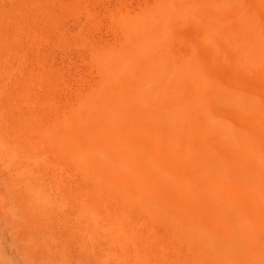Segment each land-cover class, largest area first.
I'll use <instances>...</instances> for the list:
<instances>
[{"label": "bare ground", "instance_id": "obj_1", "mask_svg": "<svg viewBox=\"0 0 264 264\" xmlns=\"http://www.w3.org/2000/svg\"><path fill=\"white\" fill-rule=\"evenodd\" d=\"M52 1L0 0V102L16 116L7 123L20 148L16 155L27 168L53 164V156L47 157L51 148L74 161L88 185L81 188V203L57 206L43 188L32 193L29 206L0 208V264H142L129 253L131 211L165 225L203 260L264 264L263 142L261 130L252 128L260 123L243 121L264 118V96L241 81L220 84L217 75H208L214 69L208 72L202 62L164 61L157 37L186 19L206 22L197 31L201 35L220 34L227 26L243 46L242 57L229 67L264 81V0H254L253 8L246 0H205L204 5L175 0L159 10L146 9L127 21L117 45L93 56L102 74L67 109L69 115L56 116L60 123L41 117L38 87L24 71L25 39L36 34L40 20L56 17ZM218 14L226 16L225 27L218 25ZM38 79L45 80L41 74ZM132 167L135 173L129 172ZM169 178L181 187L168 188ZM229 183L236 190L224 195ZM205 209L214 217L210 229L194 215ZM114 210H121L124 220L116 219ZM7 214L43 218L20 225ZM57 215L72 219L61 227L46 219Z\"/></svg>", "mask_w": 264, "mask_h": 264}, {"label": "rangeland", "instance_id": "obj_2", "mask_svg": "<svg viewBox=\"0 0 264 264\" xmlns=\"http://www.w3.org/2000/svg\"><path fill=\"white\" fill-rule=\"evenodd\" d=\"M246 1L251 8L255 6L254 0ZM189 2V0H182L181 4L187 5ZM198 2L204 5L208 1L199 0ZM167 4L175 5V0H53L51 6L56 17L44 19L42 22L40 20V23L38 22L39 29L36 32L38 35L34 34L33 37L25 39L27 60L24 63L25 67H23L25 73L34 80L32 83L38 87L37 94L36 92L35 94L42 101L43 115L41 117L60 123L59 118L69 115L67 109L71 108L79 95L87 92L91 88L90 86H94L102 74V68L93 56L109 46L117 45L122 40L127 21L139 17L148 8L159 10ZM217 19L219 21L218 25L226 26L227 19L225 15L218 14ZM205 26L206 22L201 19H186L176 24L172 23L169 27V34L161 33L157 35L159 39V57L170 64L189 63L191 61L202 62L201 65L204 64V67L209 68L208 70L205 68L208 72L211 68L212 71L214 69V75L210 72L209 74L206 73L212 78L217 75L215 79L221 81L220 84L228 86L231 81L232 83L241 81L248 88L253 91L256 90L261 96H264V81H261V78L259 80V76L243 69L236 70L231 66L229 67V62L242 57L239 55L243 47L240 44V38L232 36L227 31V26L226 31H221L220 34L201 35L197 33V31L200 32L199 29ZM159 57L150 61L154 62ZM227 65L230 69L226 67ZM216 69L219 72H216ZM233 70H236L237 74H234ZM239 72H241V75ZM40 74L44 77V81L38 79ZM239 75L243 76L240 77ZM223 81H228L229 84L226 85ZM20 85H24V83H20ZM262 101L264 102V98H262ZM1 104L0 102V116H4L0 117V208L11 210L29 206L33 197L32 193L39 192L43 188L47 196H50L51 203L57 206L61 207L65 203H81L82 191L88 183L82 176V171L77 164L71 159L64 158L59 153L56 154L57 152L54 153L53 149L50 148V153L53 152V155L48 153L47 157L50 159L53 156L55 159L51 158V161L54 160L57 167L52 162L54 165L41 164L38 167H33V169L27 168L16 155L20 148H18L15 135L12 133L14 132L13 128L7 123L8 120H13L14 117L16 119V116L14 114L9 115L6 108ZM66 112L67 114H65ZM65 120L62 119L61 122H65ZM240 120V118L234 117L235 123L237 121V124L241 123L242 120L241 122ZM247 120V118L243 119L245 123L251 126L255 122L260 123V125L255 124L252 128L258 130V132L261 130L259 135L261 136L260 140L263 142L264 153V118L260 115L256 117L254 122ZM9 133L13 135H9ZM3 134L7 137H4ZM12 138H14L13 141H11ZM146 139L149 141L148 137ZM150 143L157 147L156 141ZM8 144L12 145L9 146ZM46 146L50 147L48 144ZM56 155H59V157ZM9 165L11 166L9 167ZM262 165L264 166V163ZM135 171L136 168L134 167L129 170L131 173H135ZM177 177L180 180L182 179L181 176ZM168 182L165 181L168 188L172 189V186L175 185L172 190L181 185V182L175 179L171 180V178ZM70 189L72 190L70 191ZM235 190L236 186L232 184L229 188L224 187L221 191L224 195H229L227 192L234 193ZM92 197L94 196L92 195ZM204 212L199 213L200 215L198 213L194 215L205 228L210 229L212 223H214L213 214L208 209H205ZM111 213L116 219L122 217L120 218L122 220L124 217L121 210H114ZM129 214L132 219L130 230L134 231V240L128 246L129 253L132 256H139L142 264H224L211 256L203 260L192 245L173 234L165 225L153 222L147 217L148 215L136 211H131ZM7 217H13L12 220L20 225L24 222L23 220L43 218L39 215L15 217L9 214H7ZM3 219L4 217L0 215V220ZM46 219L57 221V224L59 222L61 227L62 223L72 219V217L57 215L47 216ZM262 234L264 235V231Z\"/></svg>", "mask_w": 264, "mask_h": 264}]
</instances>
